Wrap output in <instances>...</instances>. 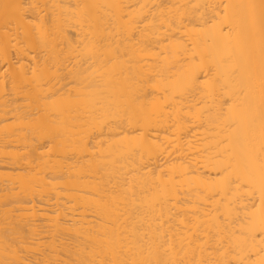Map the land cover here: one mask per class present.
Wrapping results in <instances>:
<instances>
[{
	"label": "bare ground",
	"instance_id": "bare-ground-1",
	"mask_svg": "<svg viewBox=\"0 0 264 264\" xmlns=\"http://www.w3.org/2000/svg\"><path fill=\"white\" fill-rule=\"evenodd\" d=\"M0 264H264V0H0Z\"/></svg>",
	"mask_w": 264,
	"mask_h": 264
}]
</instances>
